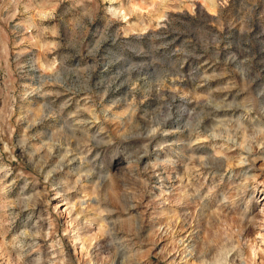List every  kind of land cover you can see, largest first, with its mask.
Masks as SVG:
<instances>
[{"label":"rangeland","instance_id":"374dc122","mask_svg":"<svg viewBox=\"0 0 264 264\" xmlns=\"http://www.w3.org/2000/svg\"><path fill=\"white\" fill-rule=\"evenodd\" d=\"M263 142L264 0H0V264H264Z\"/></svg>","mask_w":264,"mask_h":264},{"label":"bare ground","instance_id":"6f19581e","mask_svg":"<svg viewBox=\"0 0 264 264\" xmlns=\"http://www.w3.org/2000/svg\"><path fill=\"white\" fill-rule=\"evenodd\" d=\"M175 128V126H174V124L171 126V129L169 130V132H167V133H169L168 135L169 136H171V135H174V134H176V129H174ZM194 133H189L188 134V137H193L192 135H193ZM168 136V137H169ZM229 136V135H228ZM221 137V136H220ZM223 140H224V138H222ZM240 139V138H239ZM238 139V140H239ZM227 140H231V144H234L235 146H238L239 148H241L243 151L244 150H246L247 148L245 147V145H244V142L243 141H241V142H238L237 140H235V139H233L232 137H227ZM264 143V142H263ZM251 153V151H247V154L249 155ZM68 155H67V153H66V157H67ZM69 156H71V155H69ZM66 157L64 158V159H66ZM67 159H68V157H67ZM72 159H74V158H72ZM72 159H71V162H72ZM67 161V160H66ZM64 162V161H63ZM247 230V229H246ZM244 233V232H243ZM243 234H240V236H242ZM193 239V238H192ZM188 245L186 246V248H188L189 249V251H190V254H191V256H194L195 254V247H194V245H192V243H191V239H189V241H188V243H187ZM232 258L230 259L231 261H232V263H236V261H238L239 260V258H238V256H237V254H236V250H232ZM230 253L231 252H229L228 254L230 255Z\"/></svg>","mask_w":264,"mask_h":264}]
</instances>
